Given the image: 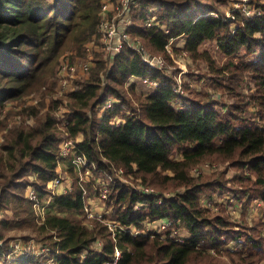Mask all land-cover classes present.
Returning <instances> with one entry per match:
<instances>
[{
  "label": "trees",
  "instance_id": "obj_1",
  "mask_svg": "<svg viewBox=\"0 0 264 264\" xmlns=\"http://www.w3.org/2000/svg\"><path fill=\"white\" fill-rule=\"evenodd\" d=\"M224 1L141 0L133 11L129 33L153 55H166L165 46L171 38L174 42L185 39L184 50L190 58L207 65L213 90L235 99L233 104L223 105L228 107L226 114L217 111L218 102L205 89L187 92V98L178 97L172 82L151 70L142 55L129 47L114 58L107 75L105 60L96 55L89 79L68 99V132L74 138L82 136L76 155L86 158L90 166L99 172L124 168L126 174L138 178L134 182L160 190L157 193L184 188L157 206L153 198L113 184L106 203L113 209L114 219L141 229L140 222L147 218H170L185 227L190 238L180 243L121 232L113 237L107 225L96 219L86 226L83 192L95 196L92 184L75 185L67 194H54L48 186L57 177L61 137L55 117L46 113L31 129L10 130L0 145V211L14 212L13 219H0V228H31L37 241L49 249L35 260L31 256L10 259L3 242L0 257L8 264H46L51 259L56 264H103L115 249L121 252L117 264H222L215 257L221 254L231 264L264 261V222L252 227L243 222L237 233L224 210L211 214L200 201L204 193L232 191L247 203L254 199L264 202V13L251 20H237L239 25L232 33L233 21L208 15L217 12ZM100 4L101 0H0V107L45 84L63 53L82 48L95 33ZM153 7L156 10L152 12ZM155 13L158 22L167 25L168 34L146 26ZM208 42H214L215 54L205 47ZM224 58L227 61L222 63ZM131 77L155 80L158 88L138 94L137 83L126 85ZM245 80L252 82L254 89L244 95L240 89ZM109 98L122 101L132 112L121 114L124 123L118 127L109 121L120 115L119 111H109L101 118L94 113ZM179 99L187 104L184 109L172 107ZM249 105L257 107L260 124L247 116ZM30 110L33 116L37 114ZM179 149L180 159H171ZM68 159V167H72L73 157ZM205 161L229 162L241 175L231 180L226 172L190 178L189 170ZM165 172L171 175L162 176ZM29 189L33 196L28 195ZM141 203L146 207L136 210ZM37 207L44 208L38 226ZM240 240L244 241L239 251L220 250L226 242ZM97 241L102 243L101 251L93 247ZM209 249L216 255H210Z\"/></svg>",
  "mask_w": 264,
  "mask_h": 264
},
{
  "label": "rangeland",
  "instance_id": "obj_2",
  "mask_svg": "<svg viewBox=\"0 0 264 264\" xmlns=\"http://www.w3.org/2000/svg\"><path fill=\"white\" fill-rule=\"evenodd\" d=\"M104 0H101V4ZM108 1V0H106ZM110 1V0H109ZM141 1V0H140ZM139 1V2H140ZM139 2L136 3V5H132V10L131 13H129L125 19L129 22L128 30L129 27H131L130 25H132V17H133V11L134 9L137 10L138 9V5ZM115 3V2H113ZM233 0H225L224 2H222L219 6V10L217 12H213L214 14H216L217 16H222V17H226V13L231 9L232 5H233ZM101 4H100V9H101ZM99 9L98 12V22L96 25V30L90 39L84 43V45L82 46V48L80 50L77 49H70L68 51H66L65 53H63L59 59H58V64L57 67L55 69V73L54 75L42 86L34 89L33 91L30 92V94L17 99V100H13V101H6L5 103H3L2 107H0V145H2L5 136L7 135V133L10 130L13 129H17L18 127H25V129H31L33 127H35L38 118L43 117L46 113H51L56 120V126L61 134V125L59 122V113H63L62 115H64V119L68 120V117L71 115V106L69 103V96L70 94L75 91L78 87L79 84L82 82H85L86 80L89 79L90 74L92 72L89 71L87 72H83L80 69V66H82L84 64V62L89 58L90 54H91V58L92 60H95V56L96 55H101L102 58L105 60L104 55H103V46H102V42L101 39L99 37V30H98V24H99V17L101 19V11ZM156 9L150 8V11H155ZM118 11H116V9L109 8L108 13L105 15V17L107 19H109L110 21H113L114 25L115 22L118 21V19L124 18V16L122 15H117ZM156 15H153L151 17H149L148 19L155 21L158 20V15L157 13H155ZM122 20V19H121ZM237 20H239V18L237 16H235V21L234 24L232 25V27L234 25L238 26L239 24H237ZM122 25V23L120 24ZM116 31L118 32L117 27L115 26ZM168 30V28H167ZM169 33V32H168ZM129 36L132 39H138L141 44L144 46V44L142 43V41L137 38V37H132L129 33ZM181 40H185V39H180L178 41H176L174 43V47L176 45L179 46V42ZM214 42H208L206 43L205 47L208 48L210 50L211 53L215 54L216 52V48L214 46ZM180 47V46H179ZM87 48L89 49L90 53L88 54L87 52ZM145 50L147 52H149L147 50V48L144 46ZM175 52L174 54L172 53V55L170 56L169 54L167 55H153L155 57L161 56L164 57L166 59V62L168 63L169 69L171 70V72H176L178 69L179 70H183L185 69V65H187V71L188 74L185 77L184 81H181L179 84H174L173 78L170 77L169 80L172 82V88L173 86H175L176 88H178L179 86L182 89V94L183 95H178V97H180L181 99L183 98H187L189 96V94L187 92H200L203 89H205L206 91H210V94L215 98V101L218 102V106L216 107L217 111H219L220 113L226 114L228 111V107L223 108V105H229V104H233L235 102V99L230 97V96H225L222 93L219 92H215L211 86L210 83V78L209 76H207V65L201 61H193V59L190 58L189 54H187V57L184 59L183 57H178L179 56V49L176 51V49H174ZM242 55V54H240ZM160 58V57H159ZM251 59V57H248L247 60ZM66 61L67 63H69V65H73L75 67V71L73 73H70L69 76L66 77L67 81H68V85L67 87H62L61 85V81L59 79V73H58V66L60 61ZM178 60V62H177ZM224 61H227L226 58L223 59L222 63ZM178 66L177 70L173 68V66H175V64ZM235 63L238 62V59H236L234 61ZM247 78V77H246ZM132 83H137L136 85V93H145V87L143 85H141V83L139 82H132ZM128 85V82L127 84ZM254 87L252 82H250L249 80H245L243 82L242 88L240 89L241 92L245 95V94H249L251 91H253ZM154 91V90H153ZM217 91V90H216ZM250 91V92H249ZM151 93V92H150ZM171 104H177L180 105V107H186L187 104H185L182 100H175L174 102H172ZM126 107V106H125ZM30 108L31 109H35L37 110V114L35 116H33V114H30ZM183 109V108H182ZM90 113V112H89ZM97 115V109L94 112ZM93 114V113H92ZM91 115V114H90ZM247 116L253 118L257 123H261L262 120L259 117L258 114V109L257 107L253 106V105H249V107H247ZM58 121V122H57ZM60 127V129H59ZM82 139V137L79 138V141ZM217 143H220V140H217ZM181 152L182 150H176L174 151L170 158L173 160H178L181 157ZM68 161L69 159H64L61 160L60 163L58 164V168H57V173L60 174V176L62 177V179L64 180V184H70L72 190L74 188L75 185H79L80 183H89L92 184L91 186L93 187L92 190H96V182L98 180H101L103 178H106L107 174H109L110 176H115L116 172L115 170L117 169L115 166V168L111 167L109 170H106L105 172H99V170H97L96 166H90V163L86 162L85 166L83 167H76L74 166V164H72V167H68ZM209 163V164H208ZM212 164V165H210ZM208 165V166H206ZM197 169L201 170V176L199 177H207V176H217V175H222L224 172H226V177L228 179H232L234 177H239L241 174L239 171L233 169L230 166L229 162L226 163H221V162H217V161H205L201 164H199L198 166H194ZM192 167L189 170V177L190 178H198L196 176V173L194 172L195 170H193ZM124 171L123 176L128 179L129 181L133 182L132 180L138 179L135 177V175H131V174H125V169L122 168ZM88 170V171H87ZM87 171V174H86ZM98 171V172H95ZM112 172V173H111ZM105 174V175H104ZM100 175H102L101 177H99ZM171 175V173L169 172H165L162 174V176H168ZM96 178V181L93 182V179ZM125 180V179H123ZM127 181V180H126ZM129 181H127L128 183H130ZM134 184H137V181L133 182ZM133 185V184H132ZM155 191L160 192V190L154 189ZM31 189H29L30 191ZM71 190V191H72ZM91 190V191H92ZM184 192V188L183 187H175L173 189L170 190H164L159 194L162 195H167L170 196L171 198H174L175 196L179 195L180 193ZM54 194H59L58 191H53ZM86 197L90 199H93L94 197H90V194H88V191L86 193ZM204 199H208L210 201V203L213 205L212 210L210 211L211 214H216V213H220L222 212V210L225 211L226 215L229 217L230 220H232L234 222V227H233V231L239 233L240 229L243 227V222L247 223V225L249 227L254 226L256 223L262 221L264 222V215L263 213H261L258 210L257 204L258 203H262V205H264V202L260 199H254L252 202L247 203L246 200H242L240 199L239 195H237L236 193L232 192V191H227L224 193H220L218 192H214V193H204L201 195V207H203L202 205H205V202L203 201ZM231 199L232 201L230 202ZM88 200V199H87ZM96 200V197L94 200H91L90 202H92L93 207L96 210H99L101 206H103V204H105V202L102 203H98ZM106 205V204H105ZM111 209V207H108ZM140 210V209H139ZM236 213H235V211ZM37 219L35 220L37 226L39 224H41L43 218H44V208L43 207H37ZM14 212L12 210H6V211H0V219H4V217H11L9 219H13V214ZM115 213V211H114ZM85 217V213L83 214ZM82 215V216H83ZM113 219H114V214H112ZM83 218V217H82ZM149 219V218H147ZM170 219V218H168ZM150 220V219H149ZM156 220V219H154ZM172 220V219H170ZM173 221V220H172ZM83 223L86 226H89L90 220H88L86 217L83 218ZM173 228L179 230V233L181 235V237L183 239H189L190 238V234L188 232V230L179 225L176 224L173 221ZM31 229V228H30ZM30 229H21V230H17V229H6V230H0L2 231V233L5 234L3 241H0V245L3 244V242L6 243V246L9 248V252L10 254L8 255V258L10 259H14L12 257L13 256H22L21 258H27V257H32L34 260L35 258H38L41 255H46V253L48 252L49 249L46 248V246H44L42 243L37 241L38 236L36 234H34ZM26 237V238H24ZM223 241L226 240L225 236L222 238ZM244 240H240L239 242H226V246L225 245H221V251L226 250L225 248L228 249H236V250H240L241 249V245L243 243ZM208 252L210 253V255L214 256L216 255V251H214V249H209ZM16 253V255H15ZM221 253H218L217 255H219ZM218 259L221 260L222 264H227V262H229V259L226 257L225 254H221V256H215ZM52 260V259H51ZM50 260H48L47 263H49ZM46 263V264H47ZM0 264H8V260L6 261V259L4 257H0ZM51 264H56V262H51ZM229 264H231L229 262ZM260 264H264V261Z\"/></svg>",
  "mask_w": 264,
  "mask_h": 264
},
{
  "label": "built area",
  "instance_id": "obj_3",
  "mask_svg": "<svg viewBox=\"0 0 264 264\" xmlns=\"http://www.w3.org/2000/svg\"><path fill=\"white\" fill-rule=\"evenodd\" d=\"M140 0H104L101 4V19L99 17V24H98V30H99V37L102 42L103 46V55L105 58V62L107 65V71L106 75L109 73L110 68L112 66L113 60L116 56H118L124 47H129L132 50L137 51L139 54L142 55V58L146 65L153 71H158L161 72L166 78H173L174 84H179L181 81L185 80V77L188 74L187 71V65H185V69L183 70H177L178 66L175 64L173 66L174 69H176V72H171L169 69L168 63L166 62V59L164 57L158 56L155 57L151 55L149 52H147L144 48V46L141 44V42L138 39H132L129 36V30H128V25L129 22L125 19V17L131 13L132 5H136ZM229 1V0H228ZM115 2V3H113ZM233 5L231 9L226 13V17L222 16H217L214 13H210L208 15L213 16L215 18L221 19L223 22L226 21H235V16H237L239 19H242L243 21L251 20L255 17H260L264 13V0H233ZM109 8L116 9L118 11L117 15H122L124 18L118 19V21L115 22V25L113 21H110L105 17V15L108 13ZM155 21L148 19L146 22V26L149 28L157 27L159 30L164 32L165 34H168L169 30H167V25L165 23L161 24L158 22V20ZM122 23V25H120ZM118 29V32L116 31V28ZM131 26V25H130ZM130 28V27H129ZM237 26L234 25L232 27V33L235 32ZM96 33V32H95ZM174 38H171L170 41L167 43L165 46L166 49V54L172 55L174 54V49H179V56L178 57H183L184 59L187 57V52L184 50V47H179L174 45ZM88 54L90 53L89 49L87 48ZM160 57V58H159ZM178 62V60H177ZM94 68V60L91 58V54L89 58L84 62L82 66H80V69L83 72H89ZM75 67L72 65H69L67 63V60L60 61L59 66H58V73H59V79L61 81L62 87H67L68 81L66 79L67 76L70 75V73H73L75 71ZM103 72H101L100 76L103 78L102 75ZM104 80V79H102ZM132 82H139L141 85L145 87V94H149L153 90L158 88L159 83L155 80H150L147 78H137V77H131L128 81V85L131 84ZM127 85V86H128ZM173 91L175 94L178 95H183L182 94V89L179 86L176 88L173 86ZM174 109H184L185 107H180V105L177 104H171ZM109 111H119L120 115H117L113 118L110 119L109 124L112 127H118L121 124L124 123V118L121 116V114L127 113V114H132L131 110H128L123 104L122 101L116 99V98H109L105 101V103L101 106L97 107V116L99 118L103 117L106 113ZM63 113H59V122L61 125V141H60V146H59V158L60 160L68 159L70 157H73L72 164L76 167H83L85 166L86 162L88 164V161L86 158L83 156H77L76 151H77V143H79V138L82 137L81 135H78L76 138L70 136L68 132V126H69V120L64 119ZM90 115V114H89ZM58 122V121H57ZM209 164V163H208ZM212 165V164H210ZM208 166V165H206ZM79 167V168H80ZM195 170L194 172L196 173V176L199 177L201 176V170L197 169L196 167L193 168ZM88 171V170H87ZM86 171V174H87ZM116 174L115 176H110L107 174L106 178H103L101 180H98L96 182V195L93 196V199H90L86 197V191L83 192L84 196V213L85 217L88 220H99L107 225V228L109 231L112 232V236L114 237L117 233H126L131 235L132 237H137L139 235L142 236H159L162 239H169L175 242H180V243H185L188 239H183L179 233V230L173 228V221L168 219V218H163V219H156V220H149L146 219L145 221L140 222L141 229H138L137 226L134 225H122L115 219H113L112 214H113V209L108 208L109 206L107 205L106 201L108 200V194H109V189L111 185H118L120 187H123L125 189H128L130 191H133L135 193H138L140 195L144 196H149L150 198H153L155 200V204L157 206L162 205L166 200L171 199L170 196L167 195H162L157 193L155 190H153L151 187L142 185L140 183L134 184L133 182L129 181L126 179L123 174L124 171L123 169L117 168L115 170ZM126 174V173H125ZM88 175V174H87ZM125 179V180H123ZM130 183H128L127 181ZM64 180L60 176L59 173H57V177H55L52 181L49 182L48 186L50 190L53 191H58L59 194H67L68 192H71L72 188L70 184L65 185ZM83 184V183H80ZM133 184V185H132ZM33 191H29V196H33ZM96 197V200L98 203H104L103 206L100 207L99 210H96L91 200H94ZM88 199V200H87ZM230 202L232 201L229 199ZM205 202V205H202L204 209L206 210H212L213 205L210 203L208 199L203 200ZM146 207V204L141 203L137 204L135 206L136 210H139L141 208ZM258 210L263 213L264 215V205L262 203H258L257 206ZM39 208V207H38ZM235 211V210H234ZM236 213V211H235ZM90 226V225H89ZM94 248H96L98 251H101L102 249V243L100 241H97L93 245ZM225 247H227L225 245ZM228 249V248H225ZM236 251V249H230ZM16 255V253H15ZM14 259H18L22 256H13ZM121 257V252L118 249H115L114 255L105 263L103 264H117L119 259ZM51 262L54 261H49L48 264H51Z\"/></svg>",
  "mask_w": 264,
  "mask_h": 264
},
{
  "label": "crops",
  "instance_id": "obj_4",
  "mask_svg": "<svg viewBox=\"0 0 264 264\" xmlns=\"http://www.w3.org/2000/svg\"><path fill=\"white\" fill-rule=\"evenodd\" d=\"M179 46H180V47H184V46H185V40H181V41L179 42Z\"/></svg>",
  "mask_w": 264,
  "mask_h": 264
}]
</instances>
